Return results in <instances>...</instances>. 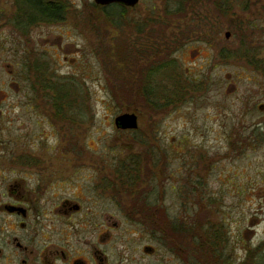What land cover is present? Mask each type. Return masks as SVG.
<instances>
[{
    "label": "flooded vegetation",
    "instance_id": "af4514ba",
    "mask_svg": "<svg viewBox=\"0 0 264 264\" xmlns=\"http://www.w3.org/2000/svg\"><path fill=\"white\" fill-rule=\"evenodd\" d=\"M65 5L61 0H0V38L7 33L15 51L21 53L25 47L30 58L36 52L34 29L64 21ZM242 11L248 10L234 14ZM229 15L224 14L216 38L205 31L202 42L212 46L224 32L218 61L224 73V111L238 121L234 132H264V16H240L231 28ZM188 19H174L177 32L173 36L169 32L156 43H136L134 65L131 52L127 65L135 77L128 71L125 80L112 83L114 89L121 85L128 93L139 85L151 86L157 96L139 100L158 110L159 116L168 106L175 110L198 96L205 84L182 73L176 57L185 43L200 39L204 31L196 26L202 21L188 24ZM204 20L212 28V18ZM234 36L237 43L231 44ZM129 48L134 50L131 44ZM19 64L36 70L31 59ZM46 65L45 61L40 66L49 68ZM230 67L236 70L231 73ZM58 87V99L45 98L39 112L51 128L52 108L64 118L69 110L67 91L64 100L59 96L65 83ZM137 104L138 97H130L123 114H136L138 128L119 129L125 131L122 134L139 130L143 114L138 113ZM140 133L142 138L135 145L123 144L102 157L98 148L88 155L84 132H8L7 141L0 132V264H226L219 242V246L208 244L215 256L209 250L210 256L203 257L197 255L198 244L174 240L188 227L170 218L165 208L161 132Z\"/></svg>",
    "mask_w": 264,
    "mask_h": 264
},
{
    "label": "rangeland",
    "instance_id": "374dc122",
    "mask_svg": "<svg viewBox=\"0 0 264 264\" xmlns=\"http://www.w3.org/2000/svg\"><path fill=\"white\" fill-rule=\"evenodd\" d=\"M61 1L66 4V18L36 26V52L30 58L25 47L21 53L15 51L7 33L0 38V132L5 140L8 132H84L88 155L98 148L97 153L104 157L115 147L135 145L136 139L142 138L140 132H161L165 208L170 218L188 227L174 240L203 245L197 252L203 257H209L210 251L215 256L214 247L209 251L208 244L219 246V242L226 264H264V132H234L238 121L230 111H224V73L218 61L224 32L212 46L202 42L205 31L216 38L223 26V15L217 8L222 0H185V11L174 14L171 12L177 8L173 9V2L141 0L134 8H127L122 20L106 18L104 11L95 7V0ZM233 2L234 11L245 9L246 1ZM263 4L264 0H249L248 11L234 14L229 10V27L240 16L263 17ZM206 17L212 18V28L205 25ZM175 18H190L188 24L202 21L196 25L204 30L200 39L185 43L176 57L182 73L206 87L200 86L192 101L175 110L168 106L159 116L158 110L139 100L140 85L125 93L127 88L117 85L119 90L114 89L112 83L125 80L128 71L132 73L127 65L131 63L130 52L132 62L135 59L136 43L150 45L169 32L171 36L177 32ZM230 43L236 44L237 36ZM28 59L36 65L35 72L20 66L19 62ZM45 61L48 70L40 66ZM228 70L232 73L236 67ZM63 82L64 92L60 90L59 96L64 100L66 91L72 94L67 99L69 110L64 118L52 108L51 128L39 112H43L45 98L49 100L54 88ZM116 90L120 99L115 98ZM134 96L138 97V113L143 114L140 127L136 133L122 134L125 131L117 129L115 118L126 112L125 106Z\"/></svg>",
    "mask_w": 264,
    "mask_h": 264
},
{
    "label": "trees",
    "instance_id": "16d2710c",
    "mask_svg": "<svg viewBox=\"0 0 264 264\" xmlns=\"http://www.w3.org/2000/svg\"><path fill=\"white\" fill-rule=\"evenodd\" d=\"M233 1H235V0H222L221 2L217 3V8L220 10V12H221V14L223 16L229 10L230 11H234L235 4H234ZM241 1H246V4L244 3V6H245L244 10H246V9H248L250 7L249 6V0H241ZM171 2H173L175 4V5H172V6H174L173 9L177 8L175 12H171L172 14L178 13V12L183 13L185 11V9H186V5H185L186 1L185 0H168L167 1V3H171ZM169 6H171V5H169ZM95 7H97L98 9L103 10L104 11L103 15L106 18H113L114 16H117L120 20L124 19V17L127 14V11H128V9L125 6L117 5V4L116 5H111V6H108V7H101V6L95 5ZM107 8L109 9V12L106 11ZM262 9L264 10V5L262 6ZM112 10H114V11L111 12ZM156 72H157V69H156V71L154 70L153 72L150 71L149 72V78H151V75L153 73L156 74ZM149 85H151V83H149ZM68 88H70V87L68 86ZM113 88H114V86H113ZM121 89L123 90V88H121ZM141 90H142V93L137 94V96L139 98H141L142 96L143 97H145V96H147V97H156L157 96V92L155 93L151 86L149 87V89L148 88H146V89L141 88ZM53 91H54V93L51 95V98L54 101V100L58 99V97H57V91L58 90L56 88H54ZM71 95H70L69 92L67 93V96H68L69 99H70ZM115 96L119 97L116 93H115ZM179 97H181V96H179ZM150 106L151 107H155V104L154 105L150 104Z\"/></svg>",
    "mask_w": 264,
    "mask_h": 264
},
{
    "label": "water",
    "instance_id": "95a60500",
    "mask_svg": "<svg viewBox=\"0 0 264 264\" xmlns=\"http://www.w3.org/2000/svg\"><path fill=\"white\" fill-rule=\"evenodd\" d=\"M96 4L107 6L111 4H122L124 6L133 8L137 6L140 0H95ZM115 125L118 129H137L138 122L136 114H122L115 119Z\"/></svg>",
    "mask_w": 264,
    "mask_h": 264
}]
</instances>
